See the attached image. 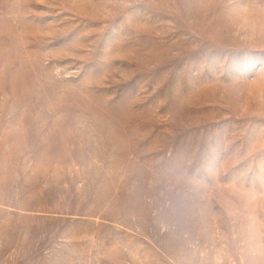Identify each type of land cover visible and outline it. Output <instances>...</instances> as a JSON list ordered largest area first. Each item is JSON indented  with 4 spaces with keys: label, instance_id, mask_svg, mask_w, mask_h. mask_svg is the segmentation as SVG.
I'll return each mask as SVG.
<instances>
[{
    "label": "rangeland",
    "instance_id": "374dc122",
    "mask_svg": "<svg viewBox=\"0 0 264 264\" xmlns=\"http://www.w3.org/2000/svg\"><path fill=\"white\" fill-rule=\"evenodd\" d=\"M0 264H264V0H0Z\"/></svg>",
    "mask_w": 264,
    "mask_h": 264
}]
</instances>
